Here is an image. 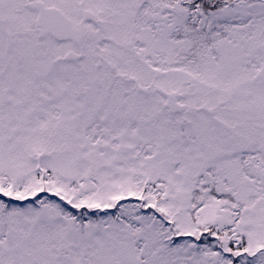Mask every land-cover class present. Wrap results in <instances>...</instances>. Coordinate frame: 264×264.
<instances>
[{
    "label": "snow or ice",
    "instance_id": "obj_1",
    "mask_svg": "<svg viewBox=\"0 0 264 264\" xmlns=\"http://www.w3.org/2000/svg\"><path fill=\"white\" fill-rule=\"evenodd\" d=\"M0 264H264V0H0Z\"/></svg>",
    "mask_w": 264,
    "mask_h": 264
}]
</instances>
